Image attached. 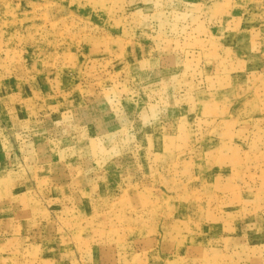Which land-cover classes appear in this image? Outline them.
Returning a JSON list of instances; mask_svg holds the SVG:
<instances>
[{"label":"rangeland","instance_id":"rangeland-1","mask_svg":"<svg viewBox=\"0 0 264 264\" xmlns=\"http://www.w3.org/2000/svg\"><path fill=\"white\" fill-rule=\"evenodd\" d=\"M0 264H264V0H0Z\"/></svg>","mask_w":264,"mask_h":264}]
</instances>
